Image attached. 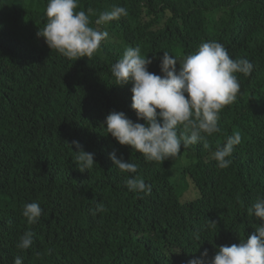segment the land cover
Here are the masks:
<instances>
[{"label":"trees","instance_id":"obj_1","mask_svg":"<svg viewBox=\"0 0 264 264\" xmlns=\"http://www.w3.org/2000/svg\"><path fill=\"white\" fill-rule=\"evenodd\" d=\"M47 4L0 0V264L16 256L23 264H188L254 232L261 221L248 209L264 196V0H79L76 11L109 36L87 65L75 67L36 35ZM114 6L127 16L96 25ZM205 39L226 42L255 67L252 77L237 78L242 96L222 113L221 133L207 148L181 147L172 159L149 162L106 133L107 109L125 103L111 65L126 48L184 57ZM128 118L144 123L135 113ZM231 129L242 131L241 143L220 169L212 153ZM73 140L94 153L92 169L76 170ZM114 150L137 172L114 168ZM129 175L151 192L128 191ZM188 182L196 196L182 200ZM32 202L43 211L28 224L22 210ZM98 202L105 211L93 215ZM26 231L33 243L21 250Z\"/></svg>","mask_w":264,"mask_h":264},{"label":"clouds","instance_id":"obj_2","mask_svg":"<svg viewBox=\"0 0 264 264\" xmlns=\"http://www.w3.org/2000/svg\"><path fill=\"white\" fill-rule=\"evenodd\" d=\"M78 3L79 0H48L44 12L47 23L36 33L49 49L69 58L67 61L72 67L87 65L101 50V41L109 36L106 30L90 26L89 15L76 11ZM127 14L126 8L114 6L111 11L101 12L95 24L105 25ZM254 69L251 59L239 56L219 39L203 40L195 53L184 57L164 51L148 57L141 54L139 46L128 47L122 58L111 65L113 88L124 92L125 103L107 109L106 133L120 145L141 153L149 162L172 159L180 153L181 147L185 151L190 145L204 143L207 148L208 140L221 133L222 113L242 96L237 98L238 79L242 83L252 77ZM134 113L137 121L144 123L128 118ZM242 135L240 129L224 134L225 143L212 153L218 168L225 169L232 163L227 158L241 143ZM71 144L77 149L73 157L76 170L92 169L96 164L94 153L84 151L75 140ZM109 159L120 173L137 172V164L118 158L115 150L109 153ZM125 186L137 195L151 192V185L136 175L126 176ZM42 211L38 203H26L22 215L28 224H35ZM103 211L104 205L98 202L92 214ZM248 213L261 223L246 239L239 244L219 246L211 260L207 259L208 251L204 249L188 264H264V196L256 199ZM32 243L33 233L26 231L16 246L25 250ZM14 264H23L22 257L16 256Z\"/></svg>","mask_w":264,"mask_h":264},{"label":"rangeland","instance_id":"obj_3","mask_svg":"<svg viewBox=\"0 0 264 264\" xmlns=\"http://www.w3.org/2000/svg\"><path fill=\"white\" fill-rule=\"evenodd\" d=\"M178 193H181L180 189H178ZM195 196H196V193L193 188V185L188 182V187H187V190L183 194L182 200L192 199V198H195Z\"/></svg>","mask_w":264,"mask_h":264}]
</instances>
